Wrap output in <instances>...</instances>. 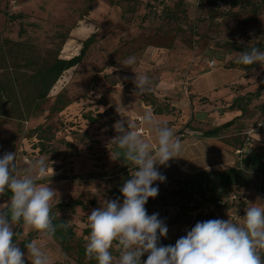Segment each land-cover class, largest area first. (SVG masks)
Returning a JSON list of instances; mask_svg holds the SVG:
<instances>
[{"label": "rangeland", "instance_id": "1", "mask_svg": "<svg viewBox=\"0 0 264 264\" xmlns=\"http://www.w3.org/2000/svg\"><path fill=\"white\" fill-rule=\"evenodd\" d=\"M116 1L122 3L121 20V9L113 10L110 0L96 1L90 7L86 0H15V3L0 0V43L5 39L23 40L46 51L58 48L68 36L60 56L70 58L81 52L86 38L96 35L82 63L64 72L45 103L48 109L55 96L66 90L73 100L69 106L50 117L46 111L24 122L0 117V157L15 152L21 172L32 161L45 159L46 173L38 182L56 190L51 214L65 219L74 228L75 246L79 241L86 246L91 211L101 207L103 200H113L111 189L126 172H134L133 165L124 164L123 158L116 159L122 150L113 141L118 135L113 127L118 120L127 119L137 127L135 116L127 113L129 108L142 118L150 112L155 125H167L181 140L188 138L182 142V148L189 147V153H202L213 146L224 148L226 151L221 155L226 158L221 159L217 168L220 170L236 165L239 159L233 148L222 144L223 138L237 145L245 131L264 121V67L245 72L230 66L239 54L236 45L264 41V0H240L237 6L228 0ZM13 16L16 17L11 19ZM131 56L136 58L133 70L124 66ZM212 60L216 62L214 67L209 65ZM135 73L147 75L150 80V90L141 95L142 100L146 104L145 98L154 100L158 107H167L169 112L154 115L142 108L139 96L130 99L124 95L134 92ZM160 81L164 83L158 90ZM160 90L164 92L161 94ZM168 90H172L171 95ZM237 97H242L240 104L245 113L222 137L204 138L205 130L241 115V111L230 107ZM117 100L120 106H125L120 113L110 105V101ZM86 114L101 116L97 122H90ZM46 123L53 125L54 136L44 140L42 149L36 147L39 140L31 134ZM187 123H191L189 128ZM142 126L148 132L143 138L154 148L155 132ZM253 143L256 150L264 153V133H255ZM201 157L207 158L206 154ZM174 182L156 181L153 186L165 194L175 187ZM237 190L241 188L232 187V191ZM247 190L250 191L247 207L252 204L264 207V191L258 187V181ZM187 199H170L167 206L159 196L153 203L147 201L148 215L158 213L168 228L167 236L159 242L178 240L197 222H202L194 219L192 213L183 212L184 203L192 204ZM9 200V194L0 195V204ZM70 201L82 203L68 209L56 208L58 203ZM16 226L17 223L14 229ZM27 238L44 249L49 264H92L87 257L79 263L74 250L64 252L53 237L23 223L22 234L15 244L20 247ZM111 251L116 264L119 251L115 245ZM24 254L25 264H31L27 249Z\"/></svg>", "mask_w": 264, "mask_h": 264}, {"label": "clouds", "instance_id": "2", "mask_svg": "<svg viewBox=\"0 0 264 264\" xmlns=\"http://www.w3.org/2000/svg\"><path fill=\"white\" fill-rule=\"evenodd\" d=\"M134 56L124 61L132 68ZM237 64L264 67V51L253 47L239 52ZM136 74V73H135ZM133 94L143 95L150 90L147 75H135ZM120 113V108H117ZM143 124L155 132L156 147L146 141L127 119L118 120L113 139L122 152L116 159L133 165L131 178L120 189L123 201L103 200L101 207L88 215L90 234L85 255L98 264H113L111 249L119 251L116 264H141V257L148 253L143 264H264V207L252 204L245 209L243 223L232 220L210 219L197 222L174 245L162 246L158 242L168 233L167 225L158 213L148 215L145 205L149 198L158 195L156 181L164 182L157 165L168 166L180 158L182 141L167 125H155L150 112L143 116ZM47 163L44 158L32 161L23 171L16 165V153L7 152L0 157V195L10 192V200L0 204V264H25L24 252L13 242L14 224L21 220L31 230L46 237H54L63 222L53 223L51 201L57 198L49 184L39 183L45 176ZM53 170V168H52ZM31 264H49V256L35 241L25 244Z\"/></svg>", "mask_w": 264, "mask_h": 264}, {"label": "trees", "instance_id": "3", "mask_svg": "<svg viewBox=\"0 0 264 264\" xmlns=\"http://www.w3.org/2000/svg\"><path fill=\"white\" fill-rule=\"evenodd\" d=\"M89 3V7L92 3L99 0H86ZM168 1V0H167ZM232 2L233 6H237L240 0H228ZM113 4V9H121L119 19H122L124 11H122V3L116 0H110ZM210 2L215 3L216 0ZM115 5V6H114ZM16 16L11 17L14 19ZM95 33L90 35L82 42L81 52L70 58H64L60 56L63 43L68 39V36L64 37V40L55 49H48L41 51L35 45L19 40L14 41L11 39H5L0 43V117L14 119L19 122L28 121L31 118H36L46 111H48V117L63 111L69 106L73 100L68 95L66 90L59 92L53 103L45 108V103L50 98V92L55 86L57 81L62 77L67 70L80 65L85 57V53L89 45L95 40ZM154 46H162L158 44H152ZM253 47L260 48L264 51V41H258L252 45H236L235 49L238 52L249 51ZM160 48V47H159ZM230 66L232 68H239L245 72H251L261 67L259 64L255 65H241L237 64L236 60L233 61ZM242 97H237L230 104V107L241 111V115L216 125L211 129H207L202 133L204 138H220L222 133L230 129L235 123L238 117L245 113V108L240 104ZM148 105H151L154 113L163 114L169 112L167 107H158L154 100L145 98ZM97 117H93L91 114H86L90 122H97ZM260 122V121H258ZM258 122L254 123V127ZM191 123L186 124V128H189ZM251 127V128H252ZM183 133V132H182ZM31 136L38 138V144L36 147L45 148L43 143L45 139L50 140L53 134V125L46 123L37 126L32 130ZM253 137H249L247 131L243 133L241 141L237 145H233L224 140L222 144L225 147H231L235 153L238 154L239 159L236 161V165H232L226 169H211L202 170L190 174L185 178L174 180L175 187L170 188L165 194L158 191L159 200L163 205L167 206L170 199H178L184 201L185 198L191 200L183 204V212L192 213L194 219L206 221L210 219H222L227 220L221 213L222 207H227L229 210L236 211L240 220L236 223H243V217L245 215V209L247 208V201L243 196L247 188L258 181V187L264 191V153L254 148ZM247 146H250L249 150H245ZM241 151L238 153L237 151ZM135 170V169H134ZM132 173H125L121 177L118 185L111 189L110 193L114 199L123 201V196L120 189L123 183L131 178ZM166 184V183H165ZM169 184V183H167ZM232 187L241 188V190L232 191ZM232 191V192H231ZM6 194L11 195L10 192ZM236 195L237 198L232 199V196ZM156 196V197H157ZM155 198H149L148 202L153 203ZM187 199V200H188ZM223 201V206L219 204ZM80 201H70L67 203H58L56 208L68 209L71 206L81 204ZM206 206L210 209V213L206 215L198 214L196 211ZM53 223L60 224L61 222L66 225L64 228H58L55 236L53 237L61 246L64 252L68 253L75 251L77 254V261L83 263L85 255V246L79 241L76 246L73 241L76 236L74 228L69 223L56 215H52ZM23 221L17 223L15 227V235L13 242L15 243L18 237L22 234ZM30 241L27 238L21 241L19 247L22 252L26 250L25 244ZM177 240L174 241H161L158 244L162 246L174 245ZM264 257V252L261 253ZM148 253H144L141 257V264L147 259ZM92 264H95V259H90Z\"/></svg>", "mask_w": 264, "mask_h": 264}, {"label": "crops", "instance_id": "4", "mask_svg": "<svg viewBox=\"0 0 264 264\" xmlns=\"http://www.w3.org/2000/svg\"><path fill=\"white\" fill-rule=\"evenodd\" d=\"M115 10V9H113ZM164 81H160L159 85H158V90L162 87ZM161 94L164 92L162 90H160ZM169 95L172 94V90L171 91H167ZM157 93V92H156ZM158 94V93H157ZM124 95L130 99L134 98V94L130 93V92H124ZM112 96H115L114 94ZM118 96H120V94H118ZM140 97V101H141V106L144 109H148L151 110L153 112L154 115L160 116V114H156L154 113L153 108L150 105H147L141 98V95H138ZM120 102H112L110 101V105L114 106V108L117 110V108H121L125 107V106H120L119 105ZM173 105L178 106L179 103L177 102H173ZM129 114H132V116L136 117L137 114H135V110L133 108H129L128 112ZM185 140H189L188 138H184L183 140H181L182 142ZM207 142V141H204ZM194 145L198 144L195 141H193ZM200 144H203L202 142ZM205 144V143H204ZM156 146H154L155 148ZM205 147V146H204ZM203 147V148H204ZM153 148V149H154ZM205 152L202 151V153L200 152H190L189 153V147L188 148H182L181 152H180V158H174L172 160H170L168 162V166H161V165H157V168L159 170V172L164 175L166 177L165 179V183H169L171 181H174L176 179H180V178H185L187 176H189L190 174H193L195 172L198 171H202V170H211V169H217L220 166V161L221 159H225L226 156H222L221 154L225 153V149L221 148L220 146H213L210 147L208 149H204ZM211 153H213V158H210ZM203 154H206V159L202 160L201 156ZM220 156L222 158H220Z\"/></svg>", "mask_w": 264, "mask_h": 264}, {"label": "built area", "instance_id": "5", "mask_svg": "<svg viewBox=\"0 0 264 264\" xmlns=\"http://www.w3.org/2000/svg\"><path fill=\"white\" fill-rule=\"evenodd\" d=\"M13 3H15V0H13ZM209 65L212 67L216 66L215 60L210 61ZM134 118H135L134 120H136L137 127L133 130L138 131L141 135L148 136L147 130H145L142 126L143 118L141 116H136ZM255 133H258V134L264 133V121L258 122L254 127H252L251 129L247 131V134L249 135V137H253ZM249 149H250V146H247L245 150L247 151ZM237 152L240 153L241 151L239 150ZM249 194H250L249 190L245 191L244 196H243L245 201L248 200ZM235 198H237V196L233 195L232 199H235ZM219 204L223 206L224 202L220 201ZM196 212L201 215H206L210 213V209L206 206H202ZM221 213L227 220L230 219L233 222H238L240 220L239 214L234 210H229L227 207L223 206L221 209Z\"/></svg>", "mask_w": 264, "mask_h": 264}]
</instances>
